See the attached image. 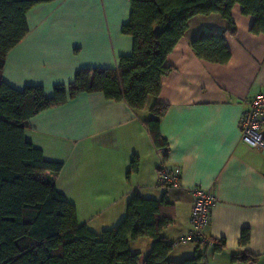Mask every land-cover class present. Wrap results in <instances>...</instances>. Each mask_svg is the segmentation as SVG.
Returning <instances> with one entry per match:
<instances>
[{
	"label": "crops",
	"instance_id": "1",
	"mask_svg": "<svg viewBox=\"0 0 264 264\" xmlns=\"http://www.w3.org/2000/svg\"><path fill=\"white\" fill-rule=\"evenodd\" d=\"M130 13V0H53L32 7L27 34L7 53L3 81L17 90L41 86L51 98L54 88H67L80 69H116L120 57L133 50L132 37L122 33ZM232 20L233 30L219 14L189 20L166 58L172 70L143 110L100 92L80 93L29 119L24 137L46 160L62 163L55 185L75 206L79 224L100 234L125 217L133 193L165 197L173 223L163 236L172 243L190 229L191 188L200 186L216 199L205 228L211 243L175 245L169 260L198 250L204 255L201 264H244L232 261L243 253L257 257L253 264H264V149L242 142L239 125L250 98L264 91V35L250 31L252 17L238 5ZM202 31L224 33L231 55L227 63L195 55L191 44ZM155 104L166 106L160 118L168 147L163 157L145 124L154 117ZM162 161L180 168L178 187L158 186ZM243 230L249 231L245 244ZM220 241L224 248L217 251ZM151 245L148 238L129 242L130 250L142 255Z\"/></svg>",
	"mask_w": 264,
	"mask_h": 264
},
{
	"label": "trees",
	"instance_id": "2",
	"mask_svg": "<svg viewBox=\"0 0 264 264\" xmlns=\"http://www.w3.org/2000/svg\"><path fill=\"white\" fill-rule=\"evenodd\" d=\"M51 1L0 0V264H201L204 255L198 250L180 261L169 260L174 242H168L163 232L173 223V213L165 197L144 199L133 193L125 217L100 234L79 224L75 206L55 185L62 163L46 160L25 139L24 131L34 115L80 93L100 92L108 100L143 110L172 70L166 58L190 19L219 14L233 30L232 10L238 5L243 15L252 17L250 31L264 35V0H130V19L122 33L132 37V53L120 57L116 69H80L72 84L56 86L47 98L41 86L12 88L3 81L2 71L7 53L28 32V11ZM191 47L210 63L225 64L231 56L223 32L202 31ZM165 111V105L155 104L154 117L145 121L158 147L165 146L160 135ZM138 238L152 240L146 255L129 248V242ZM248 240L249 231L243 230L241 243ZM223 248L224 241L215 245L217 251ZM256 260L247 253L232 256L233 262L244 264Z\"/></svg>",
	"mask_w": 264,
	"mask_h": 264
},
{
	"label": "built area",
	"instance_id": "3",
	"mask_svg": "<svg viewBox=\"0 0 264 264\" xmlns=\"http://www.w3.org/2000/svg\"><path fill=\"white\" fill-rule=\"evenodd\" d=\"M240 139L248 146L255 149H264V91L258 92L249 100V106L245 109L239 120ZM158 153L163 157L168 147L158 148ZM181 175L180 168L169 166L162 161L157 171V184L160 187H178ZM192 206L190 211L189 231L174 241L175 245L195 243L204 247L211 243L205 234L212 208L215 204V196L210 190L200 186L191 188Z\"/></svg>",
	"mask_w": 264,
	"mask_h": 264
},
{
	"label": "water",
	"instance_id": "4",
	"mask_svg": "<svg viewBox=\"0 0 264 264\" xmlns=\"http://www.w3.org/2000/svg\"><path fill=\"white\" fill-rule=\"evenodd\" d=\"M160 31V28L159 27H156L155 28V33H158Z\"/></svg>",
	"mask_w": 264,
	"mask_h": 264
}]
</instances>
